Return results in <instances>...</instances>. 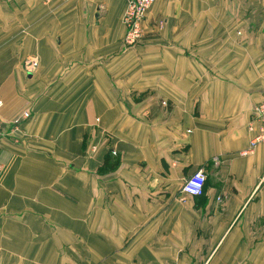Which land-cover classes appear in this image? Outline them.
<instances>
[{
	"label": "crops",
	"instance_id": "obj_1",
	"mask_svg": "<svg viewBox=\"0 0 264 264\" xmlns=\"http://www.w3.org/2000/svg\"><path fill=\"white\" fill-rule=\"evenodd\" d=\"M126 3L0 0V264H264V0Z\"/></svg>",
	"mask_w": 264,
	"mask_h": 264
},
{
	"label": "built area",
	"instance_id": "obj_2",
	"mask_svg": "<svg viewBox=\"0 0 264 264\" xmlns=\"http://www.w3.org/2000/svg\"><path fill=\"white\" fill-rule=\"evenodd\" d=\"M154 1L155 0H127L123 15L124 33L122 35V41L124 44L131 45L140 39L142 34L141 22L145 18L147 10ZM29 63L30 67L36 66V58H30ZM162 103H165V101H162ZM1 105L2 100L0 99V106ZM253 113L259 120L260 126L258 133L251 140L252 145L257 141L264 140V100L254 107ZM29 115L30 112L24 110L20 115L14 117L10 121L0 117V136L8 133L9 127H11V130H14L20 121L23 118L29 117ZM2 168L3 163L0 161V172ZM205 180V172L202 169H198L184 179L182 190L191 195L201 194L204 188Z\"/></svg>",
	"mask_w": 264,
	"mask_h": 264
},
{
	"label": "rangeland",
	"instance_id": "obj_3",
	"mask_svg": "<svg viewBox=\"0 0 264 264\" xmlns=\"http://www.w3.org/2000/svg\"><path fill=\"white\" fill-rule=\"evenodd\" d=\"M30 60V59H29ZM28 63H29V61H28ZM29 65H30V63H29Z\"/></svg>",
	"mask_w": 264,
	"mask_h": 264
},
{
	"label": "bare ground",
	"instance_id": "obj_4",
	"mask_svg": "<svg viewBox=\"0 0 264 264\" xmlns=\"http://www.w3.org/2000/svg\"><path fill=\"white\" fill-rule=\"evenodd\" d=\"M3 169V168H2ZM2 171V170H1ZM1 173V172H0Z\"/></svg>",
	"mask_w": 264,
	"mask_h": 264
}]
</instances>
